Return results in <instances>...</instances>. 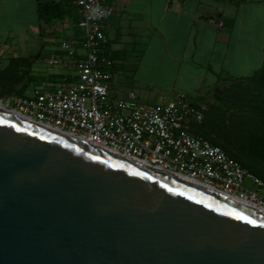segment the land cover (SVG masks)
<instances>
[{"label": "water", "instance_id": "water-1", "mask_svg": "<svg viewBox=\"0 0 264 264\" xmlns=\"http://www.w3.org/2000/svg\"><path fill=\"white\" fill-rule=\"evenodd\" d=\"M0 264H264V213L0 111Z\"/></svg>", "mask_w": 264, "mask_h": 264}, {"label": "built area", "instance_id": "built-area-1", "mask_svg": "<svg viewBox=\"0 0 264 264\" xmlns=\"http://www.w3.org/2000/svg\"><path fill=\"white\" fill-rule=\"evenodd\" d=\"M48 1V0H42ZM78 17L81 37L62 43L49 64L63 68L70 84L35 86L29 95L0 99L28 122L211 189L264 213V181L220 147L189 133L205 105L183 92L146 104L133 91L120 96L108 49L110 0H64ZM52 84V85H51Z\"/></svg>", "mask_w": 264, "mask_h": 264}, {"label": "crops", "instance_id": "crops-1", "mask_svg": "<svg viewBox=\"0 0 264 264\" xmlns=\"http://www.w3.org/2000/svg\"><path fill=\"white\" fill-rule=\"evenodd\" d=\"M110 3L114 14L107 21L106 36L115 71L123 72L134 58H139V63L144 61L155 72L163 71V67L178 73L204 69L222 84L194 97L195 105L206 106L205 100L211 101L213 92L228 87L229 79L249 77L263 67L254 69L251 65L255 56L251 41L255 40L258 24L264 21V0H110ZM62 23L64 26L71 23L69 27L76 28L69 19ZM242 53L243 62L239 59ZM245 69L250 74L242 76ZM136 85L142 86L140 82ZM161 98L162 94L154 95L152 100Z\"/></svg>", "mask_w": 264, "mask_h": 264}, {"label": "trees", "instance_id": "trees-1", "mask_svg": "<svg viewBox=\"0 0 264 264\" xmlns=\"http://www.w3.org/2000/svg\"><path fill=\"white\" fill-rule=\"evenodd\" d=\"M36 16L44 27L65 19L76 25L78 17L64 0H36ZM32 57H8L0 67V99L26 96L39 81L33 74ZM229 86L213 92L200 124L189 133L220 147L230 158L264 181V65L249 77L229 79ZM61 74L47 76L45 83L70 84ZM44 84V83H43Z\"/></svg>", "mask_w": 264, "mask_h": 264}, {"label": "rangeland", "instance_id": "rangeland-1", "mask_svg": "<svg viewBox=\"0 0 264 264\" xmlns=\"http://www.w3.org/2000/svg\"><path fill=\"white\" fill-rule=\"evenodd\" d=\"M245 15L244 12L243 16ZM69 26L71 27V23L64 26L63 23L55 22L52 28L45 30L37 20L36 0H0V67L8 57H32L33 74L39 81L28 87L26 95H29L35 86L47 85V76L67 73L63 68L52 66L49 62L55 57H60V53L56 51H59L62 41H73L81 37L80 29H72ZM251 44L255 47L251 65L254 69H259L264 62V21L258 24L255 40L251 41ZM138 59L134 58L128 62L126 69L118 72L116 76L115 80L119 85L116 90L120 96L133 91L140 98L139 102L152 104L155 103V100H152L154 95L163 96L167 95L168 91H174L187 94L193 101L194 97L204 95L215 85L222 84L217 83L216 78L204 69L195 68L178 73L163 67V71L155 72L152 68H147L144 61L139 63ZM239 59L241 62L245 60L243 53ZM241 73L242 76L250 74L246 69ZM136 82H140L142 86L137 87Z\"/></svg>", "mask_w": 264, "mask_h": 264}, {"label": "bare ground", "instance_id": "bare-ground-1", "mask_svg": "<svg viewBox=\"0 0 264 264\" xmlns=\"http://www.w3.org/2000/svg\"><path fill=\"white\" fill-rule=\"evenodd\" d=\"M0 111H1V112H4V113H6V114H9V115H11V116H14V117H16V118H19V119H21V120H25V119H23L21 116H19L18 114H15V113H13V112L7 110V109H6L3 105H1V104H0ZM25 121H27V120H25ZM174 176H175L176 178L182 180V181H185V182H188V183L195 184L196 186H199V187H201V188H204V189H207V190H209V191H211V192H214V191H212L211 189L205 188V187H203V186H201V185H198V184H196V183H194V182H191V181H189V180H187V179H185V178H182V177H180V176H177V175H174ZM214 193H216V194H218V195H222V194H219V193H217V192H214ZM222 196H224V195H222Z\"/></svg>", "mask_w": 264, "mask_h": 264}]
</instances>
